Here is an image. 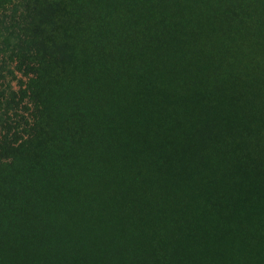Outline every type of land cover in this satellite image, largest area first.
I'll list each match as a JSON object with an SVG mask.
<instances>
[{
	"label": "trees",
	"instance_id": "trees-1",
	"mask_svg": "<svg viewBox=\"0 0 264 264\" xmlns=\"http://www.w3.org/2000/svg\"><path fill=\"white\" fill-rule=\"evenodd\" d=\"M26 1L0 264H264V0Z\"/></svg>",
	"mask_w": 264,
	"mask_h": 264
},
{
	"label": "rangeland",
	"instance_id": "rangeland-1",
	"mask_svg": "<svg viewBox=\"0 0 264 264\" xmlns=\"http://www.w3.org/2000/svg\"><path fill=\"white\" fill-rule=\"evenodd\" d=\"M27 1L25 0H12L11 3L6 4L5 6L0 8V16L2 17V22L0 23V47H7L8 49L12 48L17 39L13 37L10 32L15 29V34L20 31V28L23 26L21 22L16 23L15 27H8L7 25H10V22L8 19L12 16H15L16 20L17 17H21L25 14H27V7H26ZM8 16V18H7ZM17 26H20L19 29ZM5 37H8L5 39ZM19 38V37H18Z\"/></svg>",
	"mask_w": 264,
	"mask_h": 264
}]
</instances>
